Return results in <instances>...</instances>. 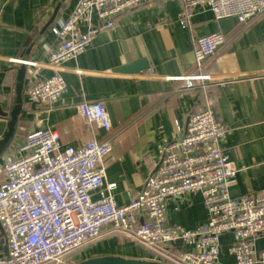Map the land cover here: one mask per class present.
<instances>
[{
    "label": "crops",
    "instance_id": "1",
    "mask_svg": "<svg viewBox=\"0 0 264 264\" xmlns=\"http://www.w3.org/2000/svg\"><path fill=\"white\" fill-rule=\"evenodd\" d=\"M73 5L74 0H0V140L15 105L21 108L0 160L13 154L38 122L56 129L65 146H80L92 136L111 141L114 148L106 157L105 179L116 184L115 198L125 204L158 167L176 123L185 124L192 114L210 106L228 128L223 147L239 168L231 194L264 192V12L240 23L235 17L217 19L210 10L198 8L192 24L184 26L178 18L180 0L141 3L119 14L112 29L97 33L88 50L58 69L67 84L59 100L35 105L26 95L34 78L32 67L17 60L38 62L41 77L54 74L56 69L48 61L59 39L52 28L67 18ZM212 32L223 33L225 42L199 68L194 41ZM140 58L148 63L144 70L118 69ZM190 74L211 77L192 87L171 78ZM97 100L108 106L111 132L88 125L73 108ZM168 213L173 223L188 229L203 224L208 215L200 194L171 198ZM232 240L231 233L222 236L220 264H235L226 249ZM95 242L99 245L91 253L88 247L94 242L78 256L98 250L154 258L151 250L111 230ZM258 245L264 247V236ZM182 248L186 245L179 242L172 256ZM7 251L0 222V255Z\"/></svg>",
    "mask_w": 264,
    "mask_h": 264
},
{
    "label": "built area",
    "instance_id": "2",
    "mask_svg": "<svg viewBox=\"0 0 264 264\" xmlns=\"http://www.w3.org/2000/svg\"><path fill=\"white\" fill-rule=\"evenodd\" d=\"M148 1L74 0L67 18L52 28L59 44L48 63L55 73L41 77L38 62L17 60L32 67L28 100L38 106L59 100L67 84L58 69L88 50L97 33L112 29L119 14ZM180 3L178 18L184 26L192 24L198 8L210 10L217 19L235 17L240 23L264 12V0ZM224 42L221 32L195 39L199 68ZM210 77L171 78L192 87ZM73 108L88 125L107 133L113 130L106 102L84 101ZM175 130L142 190L120 204L113 193L116 184L105 179L113 143L92 136L80 146H65L56 129L38 122L14 153L0 160V222L8 248L6 255H0V264H69L77 251L105 230L134 240L151 250L154 258L172 264H220L222 236L231 233L233 240L226 249L235 264H264V247L258 245L264 236V192L231 194L239 168L223 147L227 126L208 106L185 124L177 122ZM186 194H200L208 212L206 221L194 229L173 223L168 213V201ZM179 242L186 248L173 257Z\"/></svg>",
    "mask_w": 264,
    "mask_h": 264
},
{
    "label": "water",
    "instance_id": "3",
    "mask_svg": "<svg viewBox=\"0 0 264 264\" xmlns=\"http://www.w3.org/2000/svg\"><path fill=\"white\" fill-rule=\"evenodd\" d=\"M148 63L145 58H140L133 62H128L127 64L118 68L122 72L134 73L144 70ZM17 106L20 108L19 104ZM16 106V107H17ZM20 109H13L11 113V120L9 121L6 131L0 140V153L5 150L9 144V140L13 135L15 122ZM69 264H172L170 262L159 260L157 258H138L130 257L121 254L114 253H96L87 256H81L75 258Z\"/></svg>",
    "mask_w": 264,
    "mask_h": 264
},
{
    "label": "rangeland",
    "instance_id": "4",
    "mask_svg": "<svg viewBox=\"0 0 264 264\" xmlns=\"http://www.w3.org/2000/svg\"><path fill=\"white\" fill-rule=\"evenodd\" d=\"M16 106H17V105H15L14 109H15V108H16L17 110H18V109H21V108H19L18 106H17V107H16ZM98 245H99L98 242H94L90 247H88V248L90 249V250H89V253H91V252H90L91 250H94L93 248L98 247ZM77 252H78V251H77ZM77 252H76V253H77ZM87 252H88V251H87ZM98 252H102V251H98V250H97V251H93L92 253H98ZM77 257H79V256L77 255Z\"/></svg>",
    "mask_w": 264,
    "mask_h": 264
},
{
    "label": "trees",
    "instance_id": "5",
    "mask_svg": "<svg viewBox=\"0 0 264 264\" xmlns=\"http://www.w3.org/2000/svg\"><path fill=\"white\" fill-rule=\"evenodd\" d=\"M179 83L182 81V80H177ZM133 117H136V115H134ZM132 118V117H131ZM113 143V142H112ZM79 252V251H78Z\"/></svg>",
    "mask_w": 264,
    "mask_h": 264
}]
</instances>
